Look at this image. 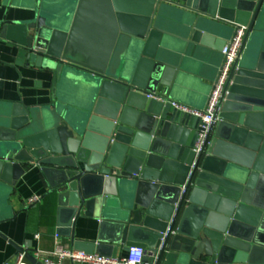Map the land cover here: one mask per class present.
<instances>
[{"label":"water","instance_id":"1","mask_svg":"<svg viewBox=\"0 0 264 264\" xmlns=\"http://www.w3.org/2000/svg\"><path fill=\"white\" fill-rule=\"evenodd\" d=\"M22 1L35 16L1 22L2 37L20 47V63L51 72L54 93L43 110L0 108V213L5 184L37 163L73 250L264 264V0ZM166 4L183 17L175 47L157 23ZM236 26L248 28L244 46L197 151L201 120L172 107L176 79ZM81 218L102 219L96 241L76 238Z\"/></svg>","mask_w":264,"mask_h":264},{"label":"crops","instance_id":"2","mask_svg":"<svg viewBox=\"0 0 264 264\" xmlns=\"http://www.w3.org/2000/svg\"><path fill=\"white\" fill-rule=\"evenodd\" d=\"M180 2V1H179ZM184 4V3H181ZM170 4L164 5L157 13V23L166 32L168 43L180 45L183 32V17ZM35 16V10L22 0H0V108L19 104L29 108H43L53 101V76L51 72L27 67L20 63V47L2 37L1 22H21ZM233 30H226L223 36L214 37L219 49L208 51L206 58L197 59L198 64L178 74L172 101L191 109L203 110L207 106L222 64V50L232 37ZM127 43L122 44L119 66L126 62ZM86 86H78V99L86 93ZM47 141V140H46ZM48 142V141H47ZM6 207L0 213V264H12L18 249L31 255L35 250L51 253L56 248L55 235L58 229V205L56 195L49 194V185L40 171V165L27 168L26 173L12 185H6ZM258 193V191H257ZM40 197L41 201L33 206L28 200ZM112 206L116 207L115 203ZM101 218H81L76 227V238L96 241L100 233ZM66 249H72L71 242L61 237ZM119 251L117 256L125 255Z\"/></svg>","mask_w":264,"mask_h":264},{"label":"built area","instance_id":"3","mask_svg":"<svg viewBox=\"0 0 264 264\" xmlns=\"http://www.w3.org/2000/svg\"><path fill=\"white\" fill-rule=\"evenodd\" d=\"M247 29L248 28L244 26H236L234 34L230 40L226 42L227 44L221 52L223 62L218 70L216 80L213 83L210 98L205 109L195 110L181 103H172V107L178 110V112L201 120L200 127L202 132L197 143V151H200V146L209 132L208 130L210 127L220 120L221 103L226 88L230 83V74L239 61L238 59L244 46ZM148 97L157 100L160 99L155 95H149ZM40 201V197H33L28 200V205L33 206ZM55 240L56 248L53 252L47 253L42 250H35L32 254L33 258L41 264H155L156 262V257L153 255L149 257L150 261L146 262L145 258L147 257V253L146 250L141 247H131L126 251L125 255L107 257L96 252L88 254L82 251L66 249L61 242V236L58 234L55 235ZM12 264H31L27 259V252L18 253Z\"/></svg>","mask_w":264,"mask_h":264}]
</instances>
